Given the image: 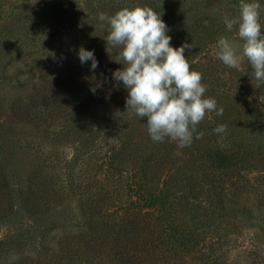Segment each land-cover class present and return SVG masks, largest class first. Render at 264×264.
Returning a JSON list of instances; mask_svg holds the SVG:
<instances>
[{
  "label": "trees",
  "instance_id": "obj_1",
  "mask_svg": "<svg viewBox=\"0 0 264 264\" xmlns=\"http://www.w3.org/2000/svg\"><path fill=\"white\" fill-rule=\"evenodd\" d=\"M36 1L57 20L17 22L10 37L0 34V48L12 57L28 53L34 42L41 47L39 58L25 57L28 82L22 106H12V114L43 125L53 152L61 149L59 156L52 153L58 166L50 170L57 187L27 194L24 215L32 224L0 240V264H228L219 255L220 231L223 238L248 231L255 215L264 213V102L254 105L217 85L218 59L210 47L218 40L208 35L219 27L208 11L215 0L191 6L180 0H83L71 26L69 8L55 10L56 0H6L5 7L11 12ZM229 1L231 10L239 7V0ZM136 6L162 15L171 46L192 44L185 56L203 74L205 96L223 108L221 116H206L198 126L203 138L181 155L174 143L151 140L146 119L125 112L127 90L112 78L123 65L114 60L119 49L106 51L107 26H100L99 14ZM72 31L81 47L94 51L95 70L91 61L81 63ZM220 124L227 131L217 134ZM66 145L70 155L59 159ZM39 213H51L44 218L53 227L36 223Z\"/></svg>",
  "mask_w": 264,
  "mask_h": 264
},
{
  "label": "clouds",
  "instance_id": "obj_2",
  "mask_svg": "<svg viewBox=\"0 0 264 264\" xmlns=\"http://www.w3.org/2000/svg\"><path fill=\"white\" fill-rule=\"evenodd\" d=\"M264 12L259 0H239V15H225L227 30L238 28L236 33L242 43L226 36L217 41L216 56L227 67L239 70L246 60L253 69L254 79L264 83ZM162 15L151 7H124L114 15L99 14L101 27L107 26L106 51L119 49L114 59L123 65L112 73L118 88L122 82L127 90L126 111L142 120L151 140L157 143H174L176 155L190 147L194 139H202L204 133L198 126L211 113L223 114L214 98L205 96L207 86L203 74L192 70L185 50L192 44L179 48L171 46L172 37ZM81 63L91 61V70L98 67L94 51L81 47ZM95 88L92 89L93 93ZM124 112V113H125ZM123 114L117 112L116 115ZM213 131L222 134L227 125L220 124Z\"/></svg>",
  "mask_w": 264,
  "mask_h": 264
},
{
  "label": "rangeland",
  "instance_id": "obj_3",
  "mask_svg": "<svg viewBox=\"0 0 264 264\" xmlns=\"http://www.w3.org/2000/svg\"><path fill=\"white\" fill-rule=\"evenodd\" d=\"M5 1L0 0V9L3 8L2 10L6 11V14L0 13V34H5L7 38L11 36L17 22L23 24L26 21L41 18L48 24H52L54 20H57L55 13L48 10L43 1H36L34 5L28 8L15 9L11 12L6 10ZM169 1L177 2V0ZM180 1L184 3V6L195 4V0ZM230 2L229 0H224V2L215 0L210 5L208 11L219 27L210 31L208 35L216 40L221 36H226L237 43H242L236 35L238 28L234 27L232 31H229L223 22L225 15L229 17L239 15V7L231 10L228 5ZM259 2L264 8V0H259ZM56 3L58 6L55 7V10H58L59 7L69 8L70 16L73 17L68 24L70 26L71 24L75 25L73 24L75 18L80 17L83 12L84 1L56 0ZM203 12L205 11H201L199 14H203ZM193 15L194 12H191L189 18H193ZM261 24L264 25V12L261 14ZM71 33L74 37L73 44L78 48L81 47L83 44L79 41L78 32L72 31ZM39 34V36L44 37L46 33L40 30ZM40 48L34 42L33 48L28 53H18L21 55L16 54L12 57L4 53L2 47L0 48V240L5 239L12 229L22 230L27 225L32 224V220L24 215L27 194H38V189L46 191L51 188L55 190L57 187L55 176L50 170L53 172L58 166L57 158L52 153L55 152L59 156L61 149L53 152L55 147L51 144L52 140L49 137L45 139L43 125H28L19 116L12 114V106H22V103H18L19 97L23 95L28 82L26 74L22 70L26 63L25 57L32 53L35 58H39L42 54L39 51ZM210 49L214 53L215 59L218 51L217 43L213 42ZM214 75L218 80L217 85L220 89L231 91L237 98L244 95L243 97L254 105L264 102V83L254 79L253 69L246 60L237 70L225 66L218 59ZM74 144H76V140ZM62 150L64 154L61 153L59 159L70 155L71 149L68 148V145ZM49 153L53 155V159ZM256 200L254 197L252 202H256ZM46 214L50 215L51 213ZM46 214L35 215V222L51 228L54 222L51 219H45ZM261 215L258 213L255 215V220L248 224L250 229L248 231L237 230L231 233L229 238H223L225 231H220V235H222L220 241H224L219 254L220 259L224 260L222 262L226 261L228 264H264V216Z\"/></svg>",
  "mask_w": 264,
  "mask_h": 264
}]
</instances>
